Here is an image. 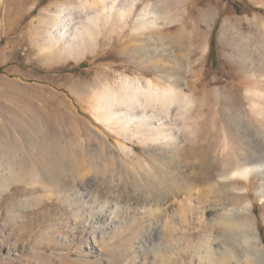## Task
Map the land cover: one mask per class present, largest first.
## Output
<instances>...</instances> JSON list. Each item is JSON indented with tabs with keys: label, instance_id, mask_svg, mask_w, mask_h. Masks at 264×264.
I'll return each instance as SVG.
<instances>
[{
	"label": "rangeland",
	"instance_id": "obj_1",
	"mask_svg": "<svg viewBox=\"0 0 264 264\" xmlns=\"http://www.w3.org/2000/svg\"><path fill=\"white\" fill-rule=\"evenodd\" d=\"M93 1L0 0V264H246L242 251L239 262L216 253L207 206L219 185L186 194L181 173L232 167L251 149L231 119L253 123L264 162V0H136L126 16L93 21L92 43L57 56L40 18L104 6ZM148 3L164 21L139 28ZM168 76L191 102L174 113L182 149L149 140L148 125L103 120L107 87L122 96L127 77L163 88ZM252 173L242 197L220 195L249 203L264 249V177Z\"/></svg>",
	"mask_w": 264,
	"mask_h": 264
},
{
	"label": "bare ground",
	"instance_id": "obj_2",
	"mask_svg": "<svg viewBox=\"0 0 264 264\" xmlns=\"http://www.w3.org/2000/svg\"><path fill=\"white\" fill-rule=\"evenodd\" d=\"M82 1L83 4L88 3V0ZM135 3L136 0H102L101 4H103L104 6L102 5V9L98 7L99 10L97 11L96 9L95 11H93L94 9L90 10L89 8L84 6L78 9L75 7L58 6V11L56 14L48 13L42 16L43 18H40L39 22L43 21V23L41 24L42 30L44 29V31L46 30L49 32H54V36L50 42V45L53 48L55 47L57 51H61H59L60 53L59 55H57L61 57L63 51L77 52V50L83 49L88 44L92 43L91 39L93 38L94 29L92 28L93 26H91V23L93 21L99 20L102 16H105L107 22H110L112 19H114V16L116 14L126 16L131 12L132 8L135 7ZM143 11L144 12L141 15V20L138 21L140 22L139 28H150L152 26L159 27V25L163 23L162 21L164 20H161V17L156 14L158 10L154 13V15L151 16L149 3L148 5H145ZM197 34L198 35H196L195 40L202 44L204 35H201L199 33ZM160 38L162 39V36H160ZM195 40L193 42H196ZM246 55V53H241V56L245 57ZM45 56H48V54H45ZM173 79L176 80L177 78ZM173 79L172 76H168V85L163 88L153 86L152 84L149 85L150 82H148L147 88H141L140 86H138L135 80H131L127 77L125 78V94L122 96L117 95V91H115L116 89L112 88L111 86L107 87L104 94H101L102 96L100 98V105L98 106V110L102 113V116L104 118L103 120L109 122H113V120H116L121 122L122 125L127 126L128 128L130 126H133L137 129H140L143 125H148L149 129H153L152 133L151 131H149L150 135H152V137L148 136V138L150 137L149 140L152 138V140L155 142L156 140H158L161 147L162 143H164V145L166 143L169 147L173 146L174 148L182 149L183 133L182 131H178L177 127L175 126L176 120L178 119L175 118L176 116L174 117V113L175 110L177 114L186 112V108L191 102L189 101L190 98H188L189 95H186V93L182 92L183 83L180 81L176 82ZM244 82L246 81L244 80ZM241 83L239 85H243ZM143 89L146 91L145 94H147V99H145V101L143 100L144 102H141L140 97L142 93L140 91ZM139 101L141 103L148 102V114L144 111V107L145 109H147V105L142 106L144 104H141ZM140 106L142 107L140 108ZM174 107L176 109H174ZM157 110H159L160 113H157ZM135 119L139 121L138 124H135ZM252 120L256 121L255 119ZM250 124L251 123L245 119L237 122L231 119L227 122H224V125L226 127H233V129L237 127L236 130H238L239 127L243 128L242 130H245L247 134L243 133L241 134V136L247 139L249 143L248 145L251 146V149L245 148L243 150L237 151L235 153L234 166H222L218 169L216 168V171L209 169L205 165L198 166L189 164L190 166L187 167V169L184 168L185 170H183V173H181L183 175L181 184L187 188L186 194L192 193V191L195 189L194 186H196L198 183L211 181V183L213 182V184L215 183L219 185L221 195L223 194L225 196L226 194L232 192L235 193V196L240 197L242 193L240 184L243 180H249L252 172L257 171L259 175L264 177V162L262 163V160L260 159L261 156L258 153H255L256 151H253L252 149L256 148V143L258 142V137L256 136L258 132L257 134H255V132H253L252 134H248L249 130L251 132L254 131L253 129H251L253 123L252 125ZM258 125L260 124L258 123ZM214 126L216 125L214 124ZM167 145L165 146L167 147ZM172 149L173 148H171V150ZM171 150L170 153H172ZM220 194L217 196H215L216 194L214 195L216 199H218L217 203L207 206L209 207V212H211L212 214L215 213V216L209 219V223L211 225L210 228L212 234L217 239V242H219L216 248V253L222 255L227 254L229 257H231V260L235 259L239 262L240 251H242L244 252L243 255L245 254L244 256L246 257V264H264V249L260 245L262 239L256 231L257 229H255V223L252 219L251 211L249 209V203L246 202L242 205L240 202H234V198L231 202L223 199L221 200ZM167 201H165L164 203V205L166 206L165 211L168 210ZM76 202L79 203L78 205L86 206L84 204V200L82 199L76 200ZM105 202L108 204V202L110 201L105 200ZM100 204L102 205V202ZM103 204L105 205V203ZM109 204H111V202ZM172 204L169 203V205ZM152 206L158 208V202ZM104 207L105 206H103V208ZM101 208L102 207H100V209ZM106 208L108 207L106 206ZM117 208L122 209L121 206H118ZM203 209L205 210V208ZM77 211L78 209L75 210V212ZM111 211H113V209ZM111 213L114 214V211Z\"/></svg>",
	"mask_w": 264,
	"mask_h": 264
},
{
	"label": "trees",
	"instance_id": "obj_3",
	"mask_svg": "<svg viewBox=\"0 0 264 264\" xmlns=\"http://www.w3.org/2000/svg\"><path fill=\"white\" fill-rule=\"evenodd\" d=\"M214 45H215V41L212 40V43H211V48H214Z\"/></svg>",
	"mask_w": 264,
	"mask_h": 264
}]
</instances>
